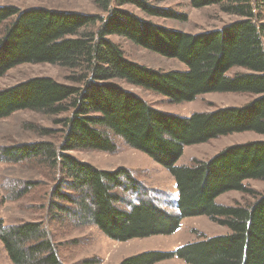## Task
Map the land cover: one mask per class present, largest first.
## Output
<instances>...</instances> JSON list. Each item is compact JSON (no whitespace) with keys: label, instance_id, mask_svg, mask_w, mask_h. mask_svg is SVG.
Segmentation results:
<instances>
[{"label":"trees","instance_id":"trees-1","mask_svg":"<svg viewBox=\"0 0 264 264\" xmlns=\"http://www.w3.org/2000/svg\"><path fill=\"white\" fill-rule=\"evenodd\" d=\"M88 1L102 15L0 6V78L22 64H51L69 70V79L80 84L35 77L1 89L0 121L21 111L48 117L69 115L55 120L63 127L59 146L39 142L6 147L0 157L14 163L38 159L56 170L61 179L51 191L52 219H69L76 227L92 225L112 241L169 236L180 228L182 219L198 216L228 230L214 237L193 231L196 242L172 252H143L120 264H157L170 259L186 264H264V192L246 184L264 183V140L232 145L206 161L194 159L189 166H177L185 147L234 133L264 136V0H188L194 9L217 6L240 18L219 30L195 35L121 9L131 5L148 16L186 21L184 14L152 6L148 0ZM97 23V29L90 30ZM111 35L174 58L186 70L162 72L130 61L108 39ZM234 68L243 71L230 75ZM113 79L175 104L210 93L257 97L241 107L182 117L153 108ZM37 132L47 136L53 130ZM115 138L169 173L177 193L176 213L165 211L163 195L159 200L148 199L128 169L101 170L69 154L74 150L113 153ZM129 191L140 193L135 202L121 194ZM232 191L250 202L216 203ZM0 243L12 264H64L54 235L40 222L6 226L0 218Z\"/></svg>","mask_w":264,"mask_h":264},{"label":"rangeland","instance_id":"rangeland-1","mask_svg":"<svg viewBox=\"0 0 264 264\" xmlns=\"http://www.w3.org/2000/svg\"><path fill=\"white\" fill-rule=\"evenodd\" d=\"M148 2L155 7L172 9L184 14L187 19L181 22L169 18L152 17L131 5L121 6V9L156 25L192 35L219 30L223 26L240 19L236 15L221 12L217 6L194 9L188 0H148ZM0 6H14L21 10L46 8L63 12L101 14L88 0H0ZM98 26L99 23L90 27V30L95 31ZM2 32L3 27L0 28V35ZM108 39L118 45L126 59L139 65L162 72L186 70V67L178 60L153 53L121 36L111 35L108 36ZM242 71L241 68H234L229 74ZM71 75L69 70L58 65L22 64L0 78V90L35 77H48L58 83L80 86L79 83L69 79ZM112 81L126 91L141 97L153 108L182 117H187L192 113L211 112L224 107H241L257 97L248 93H210L200 95L191 102L175 104L170 103L162 95L128 84L124 80L113 79ZM68 115L69 113L57 117H48L31 111H21L1 120L0 151L6 147L39 142H50L56 147L59 146L63 138V127L55 123V120H61ZM44 128L53 130V133L42 136L37 132ZM262 140H264L262 135L245 132L220 137L205 144L188 146L184 148V153L178 160L177 166H189L194 159L206 161L232 145ZM114 143L116 144V151L113 153L74 150L69 154L101 170L113 171L119 167L128 169L133 178L139 182L148 199L159 200L163 195L166 203L164 204L165 211L176 213L177 193L169 173L145 154L127 146L122 140L115 138ZM60 179L61 177L56 170L45 163H41L38 159L14 163L4 161L0 157V218L6 226L23 222H40L46 231L54 235L60 260L64 264H120L123 259L143 252H172L188 243L196 242L198 240L197 234L193 231L205 234L207 237L223 235V233L220 234L221 230L228 231L226 228L213 223L209 218L198 216L182 219L180 228L169 236H152L126 242L112 241L92 225L76 227L69 219H52L54 213L51 211L49 213L51 191ZM246 183L248 186L256 188L259 193L264 192L263 182L248 181ZM121 194L128 202H135L140 196L138 191ZM246 202H250V199L235 191L225 193L216 200L218 205L228 206ZM127 208L128 206H126ZM0 264H12L1 243ZM157 264L186 263L179 259H170Z\"/></svg>","mask_w":264,"mask_h":264},{"label":"crops","instance_id":"crops-1","mask_svg":"<svg viewBox=\"0 0 264 264\" xmlns=\"http://www.w3.org/2000/svg\"><path fill=\"white\" fill-rule=\"evenodd\" d=\"M248 182V181H247ZM250 182V181H249ZM247 184V183H246ZM248 185V184H247ZM254 189V188H253ZM255 190H256V188H255ZM219 205H223V204H219ZM223 206H228V205H223ZM224 228V227H223ZM204 233V232H203ZM223 233V235H225V234H227L228 233V231H225V230H221L220 231V234H222ZM205 235V234H204ZM207 236V235H206ZM219 236V235H218Z\"/></svg>","mask_w":264,"mask_h":264}]
</instances>
